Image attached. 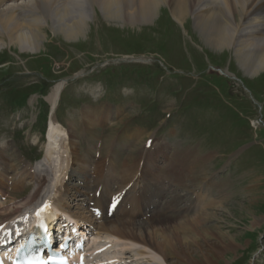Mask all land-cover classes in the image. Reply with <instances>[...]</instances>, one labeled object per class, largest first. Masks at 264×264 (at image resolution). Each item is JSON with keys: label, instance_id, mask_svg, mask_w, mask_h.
I'll return each mask as SVG.
<instances>
[{"label": "rangeland", "instance_id": "374dc122", "mask_svg": "<svg viewBox=\"0 0 264 264\" xmlns=\"http://www.w3.org/2000/svg\"><path fill=\"white\" fill-rule=\"evenodd\" d=\"M91 13L88 29L78 39L67 40L49 22L38 52L22 53L16 45L0 50V147L10 144L16 160L27 162L25 168L8 173L0 166V175L10 183H24L19 192H10V205L28 198L35 189L23 175L46 156L45 132L53 115L47 97L57 83L65 81L55 118L77 145L73 147L78 156L74 164L69 153L63 156L70 161L65 165L68 174L63 186L78 185L76 179L67 180L74 172L81 180L90 179L86 186L92 187L94 164L103 143L110 139L109 151L119 153L122 160L133 151L130 145L149 140L152 144L144 154L162 147L168 151L157 159V167L171 162L170 194L155 206L143 205L144 212L131 201L125 206L130 213L109 214L110 223L145 224V229L168 223L175 233L172 227L178 229L184 218L201 215L198 220L204 228L200 232L188 235V240L176 237L174 244L183 247L182 261L170 255L167 262L158 260V264H199L203 251L211 250L218 255L217 259L208 254L212 264H264V71L262 76L246 74L232 50L209 46L192 17L180 24L165 6L152 23L144 25L109 20L98 7ZM104 108L112 111L107 121L93 114L102 118ZM69 137L64 138L65 145ZM85 156L90 160L85 162ZM198 162L203 165L201 171L196 168ZM110 163L113 169L101 175L104 185L113 188L101 197L107 201L104 212L99 211L104 214L114 196H125V201L135 194L142 199L143 189L152 184L138 179L141 175L138 180H122L111 159ZM143 164L139 173L147 166ZM158 187L151 189L153 203L162 194ZM71 200L72 212L84 216L81 208L90 198L84 194ZM100 213L87 214L97 228L102 223ZM96 233L106 236L95 232L90 246L99 240ZM132 255L136 253L128 254L124 263Z\"/></svg>", "mask_w": 264, "mask_h": 264}, {"label": "bare ground", "instance_id": "6f19581e", "mask_svg": "<svg viewBox=\"0 0 264 264\" xmlns=\"http://www.w3.org/2000/svg\"><path fill=\"white\" fill-rule=\"evenodd\" d=\"M164 6L170 10L172 16L180 24H183L189 17H192L195 21V26L209 46H213L217 49L226 48L232 50L236 54L239 64L246 74L251 76H262L261 73L264 71V0H0V50L4 49L7 45H16L19 46L22 53L33 54L38 52L46 38L44 27L48 25L49 22L51 23L52 30L57 33H62L67 40L78 39L85 35L89 26V21L92 20L91 12L95 7L100 8L104 16L109 20L117 21L122 24L144 25L152 23ZM65 85V81L57 83L47 97L53 115H51L47 126L46 156L41 162L37 163L35 169H25L26 171L23 175L25 180L27 179L34 183L35 189L33 193L24 200L15 201L16 203L11 206L8 201L10 192H19L24 183L20 181L10 183L4 175H0V197L5 198L4 203H0V227L8 223L20 222L24 224V226H22L24 228L26 227L25 223L26 221L28 222V219H33L34 217L42 219L44 218V214L47 219H52L53 221L55 217L64 216L79 221L81 226H86L87 224L94 225L90 217H87V214L91 215L93 212L99 210L96 208L104 207L107 201L105 200L102 202L101 197H106L113 191V188L111 190L107 188L112 186V184L108 186L104 185L106 184L104 183V175L101 176L105 169H113L110 159L114 163L113 165L122 177V180H128L131 179V177L137 179L138 175H141L138 179L152 181V184L148 183L149 186L146 185L143 189L144 198L141 199V197H137V195L134 194V197H129L123 204L118 206L116 213H130V209H125V206L131 201L136 203V209H138V211L141 210L144 212L143 205L151 207L161 202L163 196L170 194L169 189H172V185L171 181L168 179L171 177L169 173L171 172L169 169L171 162L164 163V167H157V159L159 157L163 158L162 156L166 155L168 151L166 152L165 147H162L158 149L156 153L150 154V152H146L144 154V150L147 149V143L149 141L147 138L148 141L146 142L140 140L142 143L145 142L144 145L142 144L143 146L139 143L130 145V149H133V151H131L124 160L121 159L119 153L112 150V152L109 151L112 147L111 143H113L110 139L108 142L103 143L99 151L100 155L98 156V162L94 164V185L87 188L86 185L90 179L81 180L74 172H70L67 180L71 181L76 179V182L79 183L75 188H70L68 184L63 186L62 182L64 177L68 174L65 172V165L70 162L67 159L71 157V162L74 164L76 162L75 160H77L76 156H78L77 151L73 147L76 144L74 145L71 143L69 132L55 118V112L58 108ZM102 111L106 112L102 115V118H99L101 117L100 114L92 112L98 119L107 121L111 118V110L104 108ZM66 137H69L70 142L68 141V145L63 143ZM137 138L136 136V139ZM151 144L152 142L150 141V146ZM12 150L14 149H11L10 144L0 147V166L5 168V173L14 170L17 171L20 167L23 169L27 164L25 160L18 162ZM67 153H69V157L64 159L63 156ZM150 157L153 158V160H151ZM84 158L82 159L85 162L90 160L87 156ZM63 159L64 161H62ZM13 161L15 165H11ZM142 163H144L143 165L147 164V166L139 173L138 167H140L139 164L142 165ZM198 163L196 164V168L202 170V163ZM182 165L183 163L181 166ZM158 169H160V173L156 174ZM163 179L164 181H168L163 182ZM158 182H160L159 187ZM60 184L61 187L64 188V192L61 191ZM153 187H161L162 189H160L162 191L160 199L156 203H153L151 200V189ZM84 194L90 198V202L86 205L87 207L81 208V210H83L82 215H84L81 217V213L79 215L76 214L77 212H72V208L68 202L73 198L74 201H76L77 196ZM90 194L91 197L89 196ZM210 202L212 204V200ZM44 204L48 205V208L46 212H40V207ZM167 204L169 205V203ZM200 204L205 205L204 203ZM197 205L199 204H195L194 206L196 207ZM172 206L174 207V205ZM207 206L209 207V205ZM108 207H110L109 204ZM167 208L169 209V207ZM201 211H203V209H201L200 212ZM200 216L201 215H198L195 219L184 218L185 223L179 225L178 229L172 227L173 230H175L174 233L168 223L155 224L151 228L147 227L146 229L144 227L146 226L145 224L136 226V223H134L131 225L127 224L126 221L122 219V223L116 221L111 224L110 221L112 218L109 219L108 210H106L103 216V222L96 228L97 231L105 232L106 236L102 237L99 241L95 240L93 242L92 248L86 254L88 258L86 264H126L124 263L126 256L132 253H136V255H132L133 257L128 256L127 260L130 261L127 264H130L133 258L134 260L131 264H158V260L167 262V259H170V255L182 261L181 258L183 257L184 251H182L183 247H180L179 244H174L177 242L176 237L180 238L179 236H181L183 241L187 239L186 237L188 235H194L200 232L204 228V223L199 221ZM188 220L189 222H187ZM208 230L210 231V229ZM208 230H206V232ZM228 239L229 243H227V245L229 249H231L232 242L230 238ZM139 244L142 245L141 247L144 246L143 249L141 248V250H138L139 248H136L140 246ZM210 252L204 253L203 251L204 255L200 256L201 259L199 264H212L210 261L212 258L210 256L213 255L217 257L218 255H216L217 253L212 254V252ZM208 254H210V256H208ZM76 264H79L78 261Z\"/></svg>", "mask_w": 264, "mask_h": 264}]
</instances>
